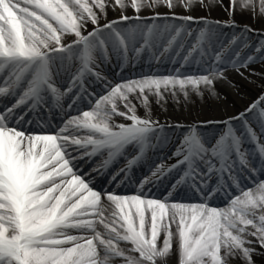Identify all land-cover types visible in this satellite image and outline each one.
I'll use <instances>...</instances> for the list:
<instances>
[{
    "label": "snow or ice",
    "instance_id": "obj_1",
    "mask_svg": "<svg viewBox=\"0 0 264 264\" xmlns=\"http://www.w3.org/2000/svg\"><path fill=\"white\" fill-rule=\"evenodd\" d=\"M221 4L0 0V264L264 257V0L192 15ZM233 75L260 94L206 121L154 117L178 96L222 101Z\"/></svg>",
    "mask_w": 264,
    "mask_h": 264
},
{
    "label": "bare ground",
    "instance_id": "obj_2",
    "mask_svg": "<svg viewBox=\"0 0 264 264\" xmlns=\"http://www.w3.org/2000/svg\"><path fill=\"white\" fill-rule=\"evenodd\" d=\"M228 6V0H222V4L220 7L213 9L211 13H209L206 9L197 8L194 11H198L197 14L204 15L206 14L208 17L216 19L217 14L226 13L225 9ZM158 12L161 14H169V9L165 8L161 5L158 9ZM176 14H184V9L182 6L177 5L175 8ZM146 15H151L152 13L146 12ZM195 12V16L197 19L200 17ZM236 21L239 25L243 26L245 24H249L256 30H259V25L256 24L254 19H251L247 14L241 15L239 10L237 11ZM255 68V67H253ZM260 68V67H259ZM255 68V69H259ZM236 80H233V83L237 85L236 89L233 90L230 86H223L218 88V91L221 94L225 95V98L222 97V101H218L213 97H209L205 95L203 98L192 97L187 103L184 102V98L182 96H178L177 102H174L172 99H167L164 103V107L160 108L159 105L153 103V115L154 117L160 119L161 122L165 120H169L171 122H182L185 120H190L192 118L195 119H207L208 117L217 116L219 114H223L225 107L228 110H231L235 107H241L243 104L247 103L250 99H252L253 93L252 89L254 85L249 83L247 80H244L242 77L238 75L235 76ZM259 82V81H257ZM231 107V108H228ZM166 109V110H165ZM143 109H138V114H142ZM174 264H178V254L177 256L172 258ZM254 259H256L254 257ZM257 261V260H255Z\"/></svg>",
    "mask_w": 264,
    "mask_h": 264
},
{
    "label": "rangeland",
    "instance_id": "obj_3",
    "mask_svg": "<svg viewBox=\"0 0 264 264\" xmlns=\"http://www.w3.org/2000/svg\"><path fill=\"white\" fill-rule=\"evenodd\" d=\"M195 12H196V14H197V12L198 11H193V13H192V15H195ZM199 17L200 16H205V17H208L206 14H204V15H199V14H197ZM211 19H213V18H211ZM229 19V17H228V13L226 12V13H219V14H217V17H216V19H214V20H221V21H226V20H228ZM253 67H255V68H259L260 67V64H259V62L257 63V64H255V65H253ZM235 76H237V75H233V77H232V80H236L235 79ZM261 90H260V86H259V82H257V84L256 85H254V87H253V89H252V93H253V95H257L258 94V92H260ZM222 95V97L223 98H225V95L224 94H221ZM182 123V122H181ZM183 123H187L186 121H183ZM256 259L255 260H257L256 261V264H264V257H261V256H256L255 257Z\"/></svg>",
    "mask_w": 264,
    "mask_h": 264
}]
</instances>
